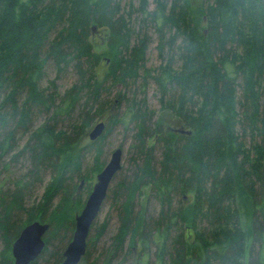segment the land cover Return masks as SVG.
I'll return each instance as SVG.
<instances>
[{
    "label": "trees",
    "instance_id": "1",
    "mask_svg": "<svg viewBox=\"0 0 264 264\" xmlns=\"http://www.w3.org/2000/svg\"><path fill=\"white\" fill-rule=\"evenodd\" d=\"M156 2L150 11L148 0L139 8L130 2L129 10L121 0H0V164L7 169L22 157L28 163L14 186L0 181V264H14L12 244L35 220L49 228L43 252L29 264L48 255L52 264L63 260L75 215L107 163L104 140L117 124L132 125L134 155L106 197L119 209L116 250L129 237L130 247L141 246L139 264L152 246L168 264H264V0ZM137 9L142 25L157 29L162 56L168 48L158 68L147 67L150 37L135 30ZM94 25L108 47L101 73ZM47 63L57 75L42 86ZM69 66L78 77L62 94L57 82ZM149 77L162 108L190 134L157 117L145 92L128 97L130 86ZM120 84L124 89L112 97ZM123 102L127 108L118 113ZM37 114L45 121L17 150L16 134L28 131ZM103 117V135L82 144ZM46 175L42 196L28 207ZM145 187L158 210L140 203ZM90 232L78 264H97L89 262Z\"/></svg>",
    "mask_w": 264,
    "mask_h": 264
},
{
    "label": "rangeland",
    "instance_id": "2",
    "mask_svg": "<svg viewBox=\"0 0 264 264\" xmlns=\"http://www.w3.org/2000/svg\"><path fill=\"white\" fill-rule=\"evenodd\" d=\"M130 2L134 3V6L136 8L140 7V0H121V6L124 10H129V4ZM157 6L156 0H148V9L150 11L154 10ZM142 13L138 11V9L132 13V22L135 27L136 32H140L147 34L150 37V43L149 48L147 51V67L149 68H158L162 63H164V56L166 57L168 52V48H165V55L161 54L159 50V35L157 32V29L155 26L149 23H145L142 25ZM136 36L132 37L133 42L136 40ZM181 40L177 41V44L180 43ZM92 42L94 45V48L103 53L102 62L100 66V73L103 72L107 67V59H108V47L105 42V34L100 28H96L93 31L92 35ZM167 50V51H166ZM107 54V55H106ZM181 65L180 59L175 56L174 58V66L176 69H178ZM45 77L42 79L41 84L42 86H47L49 81L54 79L57 75L56 68L51 63H47L45 67ZM77 73L73 69V67L69 66L64 72L61 73L60 78L58 79V92L64 93L65 90L70 88L74 82L77 81ZM143 84H146L145 86ZM143 85V86H142ZM131 88H128L127 95L128 97H136L140 98L143 97L144 92L147 97L148 105L151 109L155 110L157 112V117L163 116L165 120H168L169 127H180L181 119L177 117L175 114H172L170 111H166L162 108L160 96L161 92L159 90V86L156 82V80L153 77H149L146 82H143L142 79L138 81L137 84L134 86H130ZM124 89L123 85H118L117 87L113 88L112 91V97H115L116 93L119 91H122ZM170 98V96H167ZM118 113H123L126 108L127 104L123 102L120 107H115ZM46 119V116L44 114H37L33 118L32 124H30V129L28 131L20 130L16 134V142H17V150L22 149V147L27 143L29 139L30 131L33 128L39 127L40 124H42ZM104 121L107 123V119L105 117L100 118L96 122ZM96 124V123H95ZM94 126V125H93ZM93 126L90 128L89 132L93 128ZM104 133V132H103ZM103 135V134H102ZM133 131H132V125L129 127V130L126 129L122 124H117L113 126L112 130L109 134H107L105 140H104V152H103V158L108 162L110 160L112 152L117 148L121 147L123 149V155H122V168L123 172L124 170L130 169L132 165L131 157L134 155V148L132 146L133 142ZM89 134L84 138L82 141V144L88 143L90 141ZM247 143H250L249 137L247 138ZM160 151H158L159 154ZM13 154V153H12ZM12 154L8 155L6 158L9 160V157L11 158ZM86 164H90L93 161L92 156L88 157L86 159ZM28 163L25 160L24 157L19 158V161L13 162L7 169L3 168V166L0 164V181L4 183V187L14 186L11 182V180L14 177L21 176L25 171ZM121 172V171H120ZM8 178V179H7ZM115 179V178H114ZM114 179L110 185V187L114 186ZM49 180V176H45V182L38 185L34 191L33 194L27 199L26 205L28 207L32 206L36 201H39L40 197L42 196L46 183ZM96 182V178L94 180V183ZM93 183V185H94ZM83 186V184H82ZM3 187V188H4ZM92 191V190H91ZM88 192V191H86ZM91 192L86 193L87 196L85 198L87 199ZM150 189L149 187L144 188V194L140 198V203H147V205L151 208L156 206L157 210L160 208L158 204H152L151 200L149 203V196H150ZM190 195H188L189 197ZM114 200L112 198L106 199L103 203V206L97 216L95 227L91 229L90 236L92 237V247H91V254H90V263L96 262L97 264H105L107 262V259L109 256L116 252L115 259L113 260L112 264H139V261L137 260L139 257L140 252V245L130 247L129 242L130 238L128 237L124 243V245L121 248H118L116 250L115 248V236L117 235L120 227V219L118 215V207L114 206ZM80 212V211H79ZM77 212V213H79ZM76 213V214H77ZM76 216V215H75ZM24 218V217H23ZM193 237H190V241H192ZM68 244V243H67ZM67 246V245H66ZM3 249V241L0 238V251ZM116 250V251H115ZM149 254L147 255V260L142 259L141 264H168L164 263L163 260H161L157 254L156 249L154 246L150 247L148 250ZM108 257V258H107ZM38 258V257H37ZM50 260L49 255L46 259H43L40 261V264H52ZM148 261V262H147Z\"/></svg>",
    "mask_w": 264,
    "mask_h": 264
},
{
    "label": "water",
    "instance_id": "3",
    "mask_svg": "<svg viewBox=\"0 0 264 264\" xmlns=\"http://www.w3.org/2000/svg\"><path fill=\"white\" fill-rule=\"evenodd\" d=\"M97 28L93 26V31ZM106 127L104 121L97 122L89 137L95 140L100 137ZM173 130L177 133H191L184 127H176ZM123 149L117 147L111 154L110 160L104 168L97 174L96 182L88 196L84 207L75 216V230L72 239L68 242L64 250V258L59 264H78L87 250V239L93 222L96 220L104 201L106 200L110 185L122 168ZM84 181H82L83 184ZM81 187V186H80ZM49 228V223L35 220L27 224L21 230L19 236L12 244V254L14 264H29L34 261L44 250V236Z\"/></svg>",
    "mask_w": 264,
    "mask_h": 264
}]
</instances>
